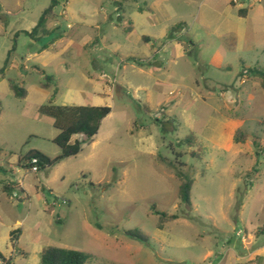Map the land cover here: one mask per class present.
Here are the masks:
<instances>
[{
    "label": "rangeland",
    "instance_id": "rangeland-1",
    "mask_svg": "<svg viewBox=\"0 0 264 264\" xmlns=\"http://www.w3.org/2000/svg\"><path fill=\"white\" fill-rule=\"evenodd\" d=\"M57 1L53 10L59 27L50 36L39 31L32 39L23 31L24 21L37 22L52 0H0V201L12 215L8 229L0 227V252L14 264H41L40 254L34 253L37 246L89 253L87 264H235L234 255L247 253L242 243L246 238L248 250H257L255 264H264L258 258L264 253V232L259 233L264 227V87L263 76L250 72L264 70V0H239L250 11L243 39L207 34L217 30L219 19L215 12L205 17L202 0H168L189 28L182 40L189 45L182 58L184 81L154 87L134 78L149 85V91L113 85L112 93L103 97L112 112L100 134L78 155L32 173L26 155L37 150L58 157L62 151L54 140L59 130L41 114L44 101L35 94L18 98L10 84L29 89L54 75L56 104H80L77 98L65 100L68 88L82 84L92 93L82 75L111 74L119 63L111 49L98 54L81 48L87 34L84 21L63 14L66 2L77 13L90 3ZM151 1L156 0H131L125 7L130 11ZM220 1L209 4L219 11ZM101 4L118 22L113 1ZM17 23L23 25L11 33ZM116 35L125 36L121 31ZM58 38L54 48L61 54L59 61L44 67L29 56ZM161 45L159 41L157 47ZM214 120L225 123L216 131ZM238 131L244 143L235 142ZM191 134L192 146L185 143ZM179 174L194 179L191 206L179 198ZM7 180L25 193L13 189L12 198L2 201ZM154 206L179 218L159 228ZM18 229L19 243L10 237ZM128 230H137L148 241L127 236Z\"/></svg>",
    "mask_w": 264,
    "mask_h": 264
},
{
    "label": "crops",
    "instance_id": "crops-1",
    "mask_svg": "<svg viewBox=\"0 0 264 264\" xmlns=\"http://www.w3.org/2000/svg\"><path fill=\"white\" fill-rule=\"evenodd\" d=\"M101 1L102 0H86V2H89L90 4L86 6L85 10H83L84 12L80 11V13H77L75 9L70 8V3L66 2L67 8L64 9L63 14H70L71 20L84 21L87 34H85L84 40L80 45L81 48L84 50L87 49L90 52L92 51L93 53L103 52L111 49L112 53L119 56V63L115 68V72L110 74L102 70L99 73L96 72L97 74L95 72H88L87 75H82L85 85L92 86L94 89L93 92H87L84 89V86L81 84L79 87H69L65 96L66 101L72 102L75 98H77V101L81 102L80 104H56L59 88L58 82L54 75H51L54 78V83H52L48 88H44L42 86L43 82H40L39 86H33L31 88L29 87V89H25L27 92L25 97L26 99L31 98V96L35 94L39 100L44 101L41 102L39 106L40 108L47 104L56 106L100 107L109 105L106 103V99L103 97L109 92L112 93L113 85V88L116 87L120 90L122 85H127L136 86L137 89L149 91L150 86L159 87L163 85L178 84L184 81L185 68L182 64V58H184L185 54L189 51V45L184 43L182 40L185 34H188L189 28L187 27L185 18L179 14L178 11L173 9L171 3H169L170 1L156 0L145 2L144 7L138 5L135 9L127 11L125 5L131 0H112L115 6V11L118 13V22H115L114 17L109 15L108 9L103 4H101ZM136 1L137 0H134V2ZM217 1L218 0H214V3L218 4L220 0L218 2ZM220 2L222 4V9L219 11H216L212 8L211 4H209V0H202L200 4L201 10L205 8V17H208L210 12H215L217 18L219 19V25L216 27L217 30L212 32L207 31V34L210 36L216 34L219 38H224L227 34H230L236 38L239 37L240 39L245 38L247 35V29H245L244 25L245 22H247L250 18L249 9L246 8L244 2H240L239 0H237V3H235L234 0H221ZM187 4H189L188 0ZM235 9H237V12H235ZM240 11H242V13H240ZM52 12L53 14L51 18L45 25V30L47 32L42 36H50L51 32L59 27L58 24L54 22V20L57 18V15L54 13V10ZM82 17H84V19ZM38 21L30 23L25 20L24 24H26V26L23 31L26 34L32 32ZM47 24H50L51 28H49ZM223 24H232L233 28H227V26L225 27ZM20 26H18L17 23V25L12 29L13 31L11 33H14V31ZM69 26H71V29H73L71 22L69 23ZM118 31H121L125 34L122 39L117 37L116 32ZM111 35H113V40H110ZM32 39H37V36L32 37ZM58 41L59 38L50 41V46L44 44L29 56L36 57L39 61H41V64L44 67H47L55 61H59L61 54L58 51H55L54 48L56 47ZM159 41L162 42V45L157 47V43ZM14 49L15 46L13 45L12 50ZM87 54L86 59H91L90 54L89 56ZM162 56L167 58L161 59ZM29 58L30 57H28L27 60ZM35 68L41 75L46 74V71L40 66L36 65ZM104 75L107 77H104ZM135 77L142 79V81L147 82V84L149 83L150 86L138 84L136 81H134ZM55 88H57V93L54 95ZM85 100L88 101L87 103L89 104H84ZM45 101H48V103L45 104ZM160 103L161 101L159 104ZM3 113L4 110L2 109L0 112V117L3 115ZM105 119L102 122L98 134H100L102 130ZM223 123L225 122L214 120L213 123H211L212 129L216 130V127L218 129L220 125H223ZM52 124L54 126L53 119ZM82 139L83 137L81 135H76L72 138V143H74L76 140ZM19 160L20 159H18V161ZM13 189H19L22 193H25L22 186H17L11 180H7V182L3 183V190L6 193V196H1L2 201L7 200L8 197L9 199L12 198L13 194L11 192ZM11 220L12 215L7 212L6 209H4V206L0 201V227H6L8 229L9 226H6V222H10ZM16 223L22 224L23 222L21 220H17ZM14 231L17 230L10 232L11 239L12 233ZM20 234L21 232L19 230V233L16 234L17 243H19ZM242 234V230L237 232V235ZM245 234H247V232H245ZM247 236L248 239L252 238V235L250 234ZM242 243L246 244L245 251L247 253L234 255L236 260L235 264H238L240 261H244L246 264H255L254 261L257 257H255V259H253V257L257 253V250H248V241L246 238L242 240ZM18 247L19 244H17L15 248ZM43 249L44 248L37 246L34 250V253H39L41 255ZM0 255L2 264H14V260H12V258H7L2 252H0ZM259 257L264 258V253H261L258 258ZM211 264H214V262L211 261Z\"/></svg>",
    "mask_w": 264,
    "mask_h": 264
},
{
    "label": "trees",
    "instance_id": "trees-1",
    "mask_svg": "<svg viewBox=\"0 0 264 264\" xmlns=\"http://www.w3.org/2000/svg\"><path fill=\"white\" fill-rule=\"evenodd\" d=\"M58 1L52 0V4L47 8L42 16L40 17L36 27L32 32L27 33L31 37H36L38 32L41 31V34H45V25L47 21L51 18L53 14V5ZM242 13V11H240ZM251 73H260L263 76V87H264V70L250 69ZM46 83H42L44 88L50 87L54 83V78L52 76H46ZM11 90L14 92L15 96L18 98L26 97V90L19 85L12 83L10 84ZM57 93V88H55V93ZM0 102V112L2 110ZM146 112H149L148 109H145ZM41 114L50 117L53 119L54 127L59 130L58 136L55 138L54 142L61 148V154L51 159L40 151L32 150L30 151L25 160H28L31 157H38L40 160V170L46 168L47 166H53L67 158L74 157L78 155L84 144L91 142L99 133L103 120L112 112V108L109 106H56L52 104L44 105L40 108ZM76 135H81L82 140H76L72 143V138ZM244 135L238 131L235 136L236 143H244ZM195 141L194 135H189L185 139V143L192 146ZM255 145L258 147L257 143ZM195 156V153H192ZM181 184L179 187V198L182 204L187 206L192 205V188L194 185V179L183 178L179 174ZM6 188V187H5ZM7 189V188H6ZM154 213L159 216V228H162V224L166 221H173L179 218L177 215H168L165 212L156 210L154 206ZM264 232V227L259 230ZM19 233V230L12 233V240L15 241L16 234ZM127 236L132 238L139 239L141 241L147 242L148 238L138 233L137 230H128L125 231ZM1 256V255H0ZM91 259V255L86 252L72 250L67 248H61L56 246H48L43 249L40 255L41 264H87Z\"/></svg>",
    "mask_w": 264,
    "mask_h": 264
},
{
    "label": "built area",
    "instance_id": "built-area-1",
    "mask_svg": "<svg viewBox=\"0 0 264 264\" xmlns=\"http://www.w3.org/2000/svg\"><path fill=\"white\" fill-rule=\"evenodd\" d=\"M235 3H237V0H234ZM104 77H107L106 75H104ZM40 160L38 157H31L27 160V165L28 168L30 170V172L32 173H38L40 171ZM63 203L65 204L66 201H63ZM211 264V263H208Z\"/></svg>",
    "mask_w": 264,
    "mask_h": 264
}]
</instances>
